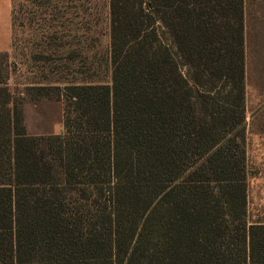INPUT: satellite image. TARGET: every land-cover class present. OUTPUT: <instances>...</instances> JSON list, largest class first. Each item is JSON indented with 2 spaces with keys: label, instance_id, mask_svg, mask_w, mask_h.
Instances as JSON below:
<instances>
[{
  "label": "trees",
  "instance_id": "1",
  "mask_svg": "<svg viewBox=\"0 0 264 264\" xmlns=\"http://www.w3.org/2000/svg\"><path fill=\"white\" fill-rule=\"evenodd\" d=\"M110 14L112 82L64 88L62 133L29 134L0 80V264H264L245 0H110Z\"/></svg>",
  "mask_w": 264,
  "mask_h": 264
},
{
  "label": "rangeland",
  "instance_id": "2",
  "mask_svg": "<svg viewBox=\"0 0 264 264\" xmlns=\"http://www.w3.org/2000/svg\"><path fill=\"white\" fill-rule=\"evenodd\" d=\"M247 2V136L264 137V0ZM12 6V50L0 53V80L29 134L62 133L64 88L112 82L110 0H12ZM255 33L261 34L257 44ZM263 169V157L250 158V175ZM252 211L248 220H263L264 200Z\"/></svg>",
  "mask_w": 264,
  "mask_h": 264
},
{
  "label": "crops",
  "instance_id": "3",
  "mask_svg": "<svg viewBox=\"0 0 264 264\" xmlns=\"http://www.w3.org/2000/svg\"><path fill=\"white\" fill-rule=\"evenodd\" d=\"M12 0H0V53L12 50ZM248 2L245 0V48H246V90H247V67H248ZM259 23V22H258ZM261 34L255 33V42H260ZM247 159L260 156L264 159V137H248L246 141ZM264 200V169L250 175L248 172V217L252 207L258 206ZM250 223H264L263 220H249Z\"/></svg>",
  "mask_w": 264,
  "mask_h": 264
}]
</instances>
